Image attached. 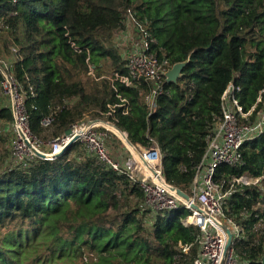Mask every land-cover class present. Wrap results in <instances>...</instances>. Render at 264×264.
<instances>
[{"label": "trees", "instance_id": "16d2710c", "mask_svg": "<svg viewBox=\"0 0 264 264\" xmlns=\"http://www.w3.org/2000/svg\"><path fill=\"white\" fill-rule=\"evenodd\" d=\"M128 19L168 68L185 63L176 82L127 86L115 76L127 74L116 36ZM7 59L29 128L45 145L86 115L113 123L133 145L158 148L166 182L189 194L228 86L239 89L244 113L255 107L240 116L242 125L264 107V0H0V66ZM2 80L0 67V91ZM9 112L0 107V118ZM241 150L240 164L216 169L225 191L244 174L264 175V133ZM20 167L0 172V264H193L198 257L200 231L182 223L188 210L152 211L139 183L81 139L54 159ZM225 214L244 228L232 243L236 254L264 264V191L236 185Z\"/></svg>", "mask_w": 264, "mask_h": 264}, {"label": "built area", "instance_id": "2783aa9c", "mask_svg": "<svg viewBox=\"0 0 264 264\" xmlns=\"http://www.w3.org/2000/svg\"><path fill=\"white\" fill-rule=\"evenodd\" d=\"M125 30L126 28L119 31L117 36ZM136 30L139 32L136 34L140 41L126 55L127 74L123 76L116 74L115 76L127 86H135L142 79L154 82L167 81L166 73L170 68L166 62H161L156 55L149 52V43L145 34ZM2 73L1 86L11 95L10 108L15 116L17 137L13 154L17 157L14 158L17 163L32 162L39 157L37 153L43 154L44 159H54L64 151L67 144L76 135H79V139L91 154L119 174L125 173L130 180L139 183L144 190L146 205L152 211L173 213L181 209L188 210L189 215L185 220H182V223L185 226L193 225L200 231L199 253L193 264H249L236 254L232 244L228 247L229 236L226 228L233 235L232 243L243 235L244 228L227 218L225 209L236 185L255 186L264 191V175L252 177L249 174H244L235 178L231 188L226 191L223 185L215 180V175L216 169L222 164L229 166L240 164L242 162V146L264 133V107L259 111L254 122L242 125L239 121L240 116L247 117L255 110V107L249 113H244L237 98L236 92L239 89H236L232 84L228 86L222 98V118L216 124L200 172L190 187L189 194L187 193L189 199H186L180 195L179 188L166 182L158 148L153 147L141 151L137 155L138 159L130 158L125 162H120L108 154L105 138L96 131L98 122L94 120L84 124L77 123L69 132L49 144V152H43L41 147H44L45 144L33 135L29 128L24 99L18 91L17 82L9 73V68H3ZM159 90L160 87H156L147 96L150 105L154 103ZM259 100L261 99L259 98ZM51 121V118H46L43 120V125L47 126ZM218 127L220 128L217 130ZM194 205L197 208H194ZM258 226L261 229L264 228L263 223H259ZM262 233H264L263 230ZM179 247L185 253L189 251V247L186 245L179 243Z\"/></svg>", "mask_w": 264, "mask_h": 264}, {"label": "rangeland", "instance_id": "374dc122", "mask_svg": "<svg viewBox=\"0 0 264 264\" xmlns=\"http://www.w3.org/2000/svg\"><path fill=\"white\" fill-rule=\"evenodd\" d=\"M136 33L139 32L135 29L134 24L128 19L125 32L120 33L116 38V47L118 48L124 59H126V55L132 49V47L137 46L139 44L140 38ZM10 61V59L3 61L0 67L2 69H5V67L9 68L11 64ZM5 106L8 109L10 108L11 95L2 88L0 91V107ZM9 113L11 115L10 118H0V172L7 171L10 168L18 169L20 166V168H22L23 166L27 165V163H17L14 160V158H17L16 155L13 154L15 153V141L17 137V130L15 126V116L12 110ZM93 120L94 119L90 120L89 116L86 115L85 119L81 121V124ZM96 122H98V125L96 126V131L99 134L104 133L105 147L111 157L116 158V156H114V154L112 153H115V151H117L118 153L123 154V160L125 161L130 158L138 159L137 155L141 151L147 149L140 145H129L122 133L113 126V123L105 122L102 120H98ZM100 128H103L105 130H99ZM112 128H115L118 132L114 131ZM219 128L220 127H218L217 130ZM131 147H133L137 153L134 152L135 150L131 149ZM41 149L43 152L47 153L50 150V146L49 144H47L44 145V147H41ZM116 160L120 161V158H116Z\"/></svg>", "mask_w": 264, "mask_h": 264}, {"label": "water", "instance_id": "95a60500", "mask_svg": "<svg viewBox=\"0 0 264 264\" xmlns=\"http://www.w3.org/2000/svg\"><path fill=\"white\" fill-rule=\"evenodd\" d=\"M185 63H178L173 65V67H171L167 73H166V77H167V82H176L178 80V78L181 76V71L184 67ZM94 121H98V120H94ZM117 130H119L115 125H113ZM120 131V130H119ZM121 132V131H120ZM122 135L124 136V138L126 139V141L129 143V145H131L132 143L128 140V137L125 133L121 132ZM79 139V135H76L65 147V149L70 146L72 143L76 142ZM64 149V150H65ZM39 157L44 158L45 156L43 154L37 153ZM179 193L180 195H182L184 198L189 199V195L187 193H185L184 191L179 189ZM194 208H197L196 205H194ZM226 232L229 236L228 239V247L232 244V240H233V235L231 233V231L226 228Z\"/></svg>", "mask_w": 264, "mask_h": 264}, {"label": "crops", "instance_id": "0c3cea01", "mask_svg": "<svg viewBox=\"0 0 264 264\" xmlns=\"http://www.w3.org/2000/svg\"><path fill=\"white\" fill-rule=\"evenodd\" d=\"M100 134H102V135L104 136V133H100ZM104 138H105V137H104ZM134 150H135V149H134ZM135 151H136V150H135ZM135 151H134V152H135ZM111 153H112V152H111ZM112 154H114V156H116V158H118V159L120 158V161H122V162L125 161V160H123V159H124V158H123V154L118 153L117 151H115V153H112ZM114 158H115V157H114ZM116 158H115V159H116Z\"/></svg>", "mask_w": 264, "mask_h": 264}, {"label": "bare ground", "instance_id": "6f19581e", "mask_svg": "<svg viewBox=\"0 0 264 264\" xmlns=\"http://www.w3.org/2000/svg\"><path fill=\"white\" fill-rule=\"evenodd\" d=\"M131 149H133L134 150V148L133 147H131ZM136 152V151H135ZM137 153V152H136Z\"/></svg>", "mask_w": 264, "mask_h": 264}]
</instances>
